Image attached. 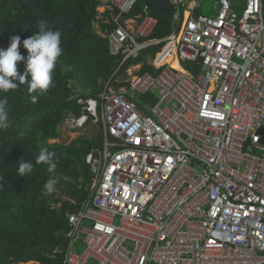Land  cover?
Returning <instances> with one entry per match:
<instances>
[{
    "label": "built area",
    "instance_id": "obj_1",
    "mask_svg": "<svg viewBox=\"0 0 264 264\" xmlns=\"http://www.w3.org/2000/svg\"><path fill=\"white\" fill-rule=\"evenodd\" d=\"M97 1L110 53L123 63L162 43L159 72L138 64L126 85L68 97L83 113L61 132L100 123L103 146L86 156L93 180L67 214L62 264H264V0L206 14L169 0L175 26L156 40L143 39L157 25L144 3L129 15L138 0Z\"/></svg>",
    "mask_w": 264,
    "mask_h": 264
},
{
    "label": "trees",
    "instance_id": "obj_2",
    "mask_svg": "<svg viewBox=\"0 0 264 264\" xmlns=\"http://www.w3.org/2000/svg\"><path fill=\"white\" fill-rule=\"evenodd\" d=\"M98 5L97 0H0V48L6 49L10 38L18 35L19 51L26 56L22 42L38 31L41 21L61 32L62 48L47 92L30 94L27 83L0 92V99L8 101L10 122L0 130V264H62L67 214L79 209L93 180L86 156L103 146L100 123L93 136L51 142L61 136L60 126L69 114L80 115L81 105L68 97L74 92L96 97L110 78L117 87L126 85V70L138 64L137 73L159 72L149 61L162 43L144 48L123 63L121 54L110 53L106 33L113 26L103 22L105 14L97 17ZM142 9L143 1L138 0L129 15ZM156 17V27L144 40L163 39L172 31L171 15ZM23 68V61L17 62L18 72ZM31 96H37V102ZM41 147L56 153L53 172L46 164L35 163ZM20 160L33 163L32 172L24 177L17 172ZM53 176L58 181L56 190L45 196L43 185Z\"/></svg>",
    "mask_w": 264,
    "mask_h": 264
},
{
    "label": "clouds",
    "instance_id": "obj_3",
    "mask_svg": "<svg viewBox=\"0 0 264 264\" xmlns=\"http://www.w3.org/2000/svg\"><path fill=\"white\" fill-rule=\"evenodd\" d=\"M23 47L27 50V55H22L19 51L21 44L20 36H12L6 49L0 48V92H7L16 89L18 84H28V92L43 94L53 85V72L58 58L62 54L61 32L52 30L46 22L41 21L38 31L32 33L23 40ZM23 61L22 72L17 70V62ZM14 81H18L16 83ZM33 103L37 102V96H31ZM7 99H0V130L9 127L8 111L6 109ZM55 151H50L47 147H41L36 157L35 163H44L48 166L49 172L56 169ZM33 170V163L20 160L18 162V175L24 177ZM58 181L53 176L47 179L43 185L42 194L51 195L56 190Z\"/></svg>",
    "mask_w": 264,
    "mask_h": 264
},
{
    "label": "rangeland",
    "instance_id": "obj_4",
    "mask_svg": "<svg viewBox=\"0 0 264 264\" xmlns=\"http://www.w3.org/2000/svg\"><path fill=\"white\" fill-rule=\"evenodd\" d=\"M215 0H199V6L201 9V12L203 13H209L210 5L213 4ZM167 61V60H166ZM138 67H131L128 71V76L130 77L133 75L134 72H136ZM155 96L157 98V94L155 93ZM98 130V124L92 122H88L84 128H81L79 130L73 131V132H66L63 131L61 136L56 140H51V142H60V143H69L71 140L76 138L78 135H85V136H93L96 134V131ZM85 225H88L89 222L85 221ZM21 264H39L38 262L31 261L27 263H21Z\"/></svg>",
    "mask_w": 264,
    "mask_h": 264
},
{
    "label": "water",
    "instance_id": "obj_5",
    "mask_svg": "<svg viewBox=\"0 0 264 264\" xmlns=\"http://www.w3.org/2000/svg\"><path fill=\"white\" fill-rule=\"evenodd\" d=\"M143 3L149 8L150 12L155 15H171L173 11V5L169 2V0H142ZM175 26L174 20H171V28L173 29ZM72 88H76V83L72 84ZM80 89H78L79 91ZM83 113V111H81ZM258 133L261 135V140L264 142V128H260Z\"/></svg>",
    "mask_w": 264,
    "mask_h": 264
},
{
    "label": "bare ground",
    "instance_id": "obj_6",
    "mask_svg": "<svg viewBox=\"0 0 264 264\" xmlns=\"http://www.w3.org/2000/svg\"><path fill=\"white\" fill-rule=\"evenodd\" d=\"M166 60H167L168 62H170L171 65H172L173 67H175V68H179V65H178V63H177L176 60H172L171 57H168Z\"/></svg>",
    "mask_w": 264,
    "mask_h": 264
}]
</instances>
